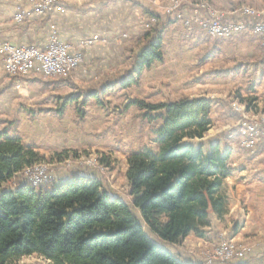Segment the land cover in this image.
I'll list each match as a JSON object with an SVG mask.
<instances>
[{
	"label": "trees",
	"instance_id": "obj_1",
	"mask_svg": "<svg viewBox=\"0 0 264 264\" xmlns=\"http://www.w3.org/2000/svg\"><path fill=\"white\" fill-rule=\"evenodd\" d=\"M151 16L158 22L128 48L126 66L105 70L68 95L52 93L65 86L76 89L79 84L73 73L10 75L32 90L50 94L56 106H41L39 112L63 115L71 104L80 112L92 101L105 106L104 95L137 84L144 70L164 61L167 25L160 26L159 16ZM227 75L226 69H220L199 80ZM236 98L247 105L256 100L255 96L242 98L240 93ZM129 105H137L151 119L157 113L161 120L155 129L157 147H146L127 159L132 205L112 196L100 178L82 171L35 187L25 175L27 169L51 160L62 162L75 152L48 158L20 137L0 132V264H17L31 255L51 264H186L147 230L173 245L191 234L204 238L213 219L225 220L230 211L226 180L234 168L232 150L216 138L206 139L213 125L212 102L204 96H186L160 103L136 99ZM101 161L110 163L105 155Z\"/></svg>",
	"mask_w": 264,
	"mask_h": 264
},
{
	"label": "crops",
	"instance_id": "obj_2",
	"mask_svg": "<svg viewBox=\"0 0 264 264\" xmlns=\"http://www.w3.org/2000/svg\"><path fill=\"white\" fill-rule=\"evenodd\" d=\"M170 1L66 0L64 10L43 15L36 13L28 0H0V41L16 46L45 48L53 37H57L70 44L72 54L84 55L82 63L74 70V78L88 81L97 79L105 70L123 67L126 51L147 31L150 12L157 13L160 22L167 25L162 42L165 59L155 62L152 67L157 66L160 70V84H178L180 96L176 99L192 95L208 98L212 102L210 116L213 123L216 122L217 107L220 111L224 109L221 117L225 121L230 120V101L234 98L238 101L234 96L237 91L246 98L255 96L254 102L264 111V48L262 38L250 27L264 18V0H207L220 13L224 23L245 21L244 30L227 38L211 36L206 24L209 12L205 9L196 12L199 0H181L179 13H169ZM246 6L257 10V15L244 14L242 8ZM188 18L197 20H192L188 25ZM89 38L94 39L93 44L83 42ZM245 60L257 64L248 66ZM233 64L242 65L230 69ZM222 67L227 68L225 78L199 81L203 74ZM252 72L257 75L255 84L248 78ZM39 73L41 67L37 64L36 69L28 75ZM165 100L160 99V102ZM53 105L56 103L50 94L32 90L28 84L13 79L6 71L4 56L0 55V132L18 136L25 144L31 145L16 132L14 126L20 117L29 118L27 113H33L35 108H53ZM40 115L53 117L54 114L41 112ZM232 148L231 163L234 169L226 180L229 217L227 225L218 224L219 234L215 229L214 233L220 237L230 233L227 236L239 243H252L264 235V143L250 149L239 145ZM68 175L61 176L57 181ZM244 216H247V221ZM216 222L220 221L213 219L212 224ZM207 236L201 238L191 234L177 244L168 245L161 241L160 244L182 263L206 264L202 248L204 243L214 242L216 234ZM248 254L254 257L250 259L251 264H264L263 243L254 244ZM35 263L51 264L38 255L23 257L17 262Z\"/></svg>",
	"mask_w": 264,
	"mask_h": 264
},
{
	"label": "rangeland",
	"instance_id": "obj_3",
	"mask_svg": "<svg viewBox=\"0 0 264 264\" xmlns=\"http://www.w3.org/2000/svg\"><path fill=\"white\" fill-rule=\"evenodd\" d=\"M65 1L66 0H64V2ZM181 6V0H171L170 5L168 6V11L169 13H179L181 12ZM244 8L245 7L242 8L243 13ZM197 9V13L201 9H205L209 12L210 17L206 23L207 26L209 25L208 29L210 28L211 22L215 19H219L224 23L220 13L218 14L207 0H199L197 3ZM252 9L255 10L254 8ZM255 11L257 13V10ZM150 14L159 16L157 13L150 12ZM150 14V24H148L147 30H151V28L158 22L157 19ZM189 19L190 18L187 19L188 25L191 24L192 20H197V18ZM159 23H161V26L164 22H160L159 19ZM234 34H237L236 31H226V38ZM93 43L94 41L88 44ZM262 47L264 48L263 40ZM80 58L77 67L82 63L84 55L82 54ZM244 62L248 66L257 64H252L253 61L251 60H245ZM126 64L127 62L124 66H126ZM234 65L235 64L232 66ZM156 67L157 66L144 70L137 84H134L127 89L113 90L104 95L103 98L105 102H107L105 106L97 105L92 101L83 111L78 112L76 105L71 104L67 107L63 115H58L55 111H48L54 114L52 115L53 117L40 115L41 112L35 108L33 113H27L29 118L24 116L20 117L19 122L14 126V129L22 135L28 144H31L30 146L39 150L42 155L50 158L54 154L64 151L75 152L74 154H71L70 158L62 162L51 160L50 162L48 161L34 166L32 172L25 173L27 176L29 174L28 180L35 187H39L40 179H33L30 177L40 175L43 180H47V182H42L43 185H46L50 181H57L61 176L71 174L73 171H82L100 178L103 182L104 188L111 195H117L132 205V197L129 194L130 186L126 178L127 159L132 153L141 151L146 147H157L154 142L155 129L160 125L161 120L156 117L157 113H153V119H151L150 117H145L144 110L137 105L129 104L136 99H143L152 103H160V99H176L180 96L178 92V84L173 85L168 82L160 84V70ZM220 69L227 68L222 67ZM74 70L72 71L73 76ZM110 70L116 71L120 70V68ZM248 78H250V82H254L255 84L257 75L252 72ZM77 82L79 86L76 87V89L70 87L69 89H59L57 90L58 92L54 91L53 95H68L72 90L77 91L81 89L87 81L77 80ZM238 93V91L235 92L234 96ZM240 95H242L241 92ZM242 98L246 97L242 96ZM237 100L238 101L234 98L230 101L231 105L229 106V111L231 112V118L230 120H227L228 122L221 117V113L224 109L220 111L219 107L216 108V122L213 123L206 139L209 137L216 138L217 141L221 142L223 147L230 148L231 150H233L234 148L232 147L236 145L249 149L257 147V145L264 143V111L260 110L257 102L252 101L250 105H247L248 103L240 101L242 99ZM55 106L56 105H53V107ZM55 115H58L59 117H55ZM244 124H256L261 128L262 136L258 138L254 144L248 145L247 142H245L250 141V133L240 131L241 126ZM103 155L110 159L109 164L102 163L101 158ZM135 212L136 215L139 216L136 209ZM228 217L229 216H226L225 220L212 224V227L207 228L205 231L204 238L208 237L207 235L210 233L213 235L216 234L214 242L207 243V245L204 243L205 246L202 248L206 264H213L215 262H219L220 264H232L237 260H250L254 257L251 258V255L249 256L248 252L250 253L254 244H257L258 242L264 244V235L252 243L243 244L239 243L232 237L227 236L230 233H227V235L223 234L221 237L218 236L217 233L219 234L220 232L219 229H217L218 224L222 223L224 226L227 225L226 222ZM244 217L246 218L245 221H247V216ZM237 228L239 229L238 224ZM214 229L217 230V233H214ZM147 231L153 239L160 242L149 230ZM225 245L233 246L234 254L229 260H225L219 255V250Z\"/></svg>",
	"mask_w": 264,
	"mask_h": 264
},
{
	"label": "built area",
	"instance_id": "obj_4",
	"mask_svg": "<svg viewBox=\"0 0 264 264\" xmlns=\"http://www.w3.org/2000/svg\"><path fill=\"white\" fill-rule=\"evenodd\" d=\"M26 1V0H20ZM32 4V8L36 13L48 15L56 10H64V0H28ZM244 14L257 15L252 8L245 7ZM20 18V16H18ZM246 27L244 22H237L233 24L222 23L219 19L211 22L209 32L214 37L226 38V31L241 32ZM254 32L259 34L264 44V19L255 22ZM94 40L85 39L84 43H92ZM70 44L61 41L57 37H53L45 48H38L35 46H16L9 42L0 41V55L4 56L6 63V71L9 74H29L36 69V65L41 67V73L45 77L68 75L77 67L80 62V54H72L70 52ZM241 132L250 133V141L248 145L254 144L261 135V128L256 124H244L241 126ZM264 135V129H263ZM32 168L26 170L27 173L32 172ZM29 176V174H28ZM33 179H40V186L43 185V180L40 175L30 177ZM44 182V183H45ZM225 260H229L233 256L234 250L232 245H225L219 250Z\"/></svg>",
	"mask_w": 264,
	"mask_h": 264
},
{
	"label": "bare ground",
	"instance_id": "obj_5",
	"mask_svg": "<svg viewBox=\"0 0 264 264\" xmlns=\"http://www.w3.org/2000/svg\"><path fill=\"white\" fill-rule=\"evenodd\" d=\"M38 183V182H37Z\"/></svg>",
	"mask_w": 264,
	"mask_h": 264
}]
</instances>
